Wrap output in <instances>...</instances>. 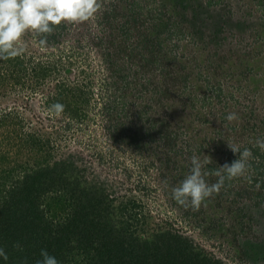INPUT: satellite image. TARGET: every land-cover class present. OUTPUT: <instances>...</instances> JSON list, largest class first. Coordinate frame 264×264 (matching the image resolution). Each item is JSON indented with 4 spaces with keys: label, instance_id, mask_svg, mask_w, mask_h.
<instances>
[{
    "label": "rangeland",
    "instance_id": "obj_1",
    "mask_svg": "<svg viewBox=\"0 0 264 264\" xmlns=\"http://www.w3.org/2000/svg\"><path fill=\"white\" fill-rule=\"evenodd\" d=\"M160 1L100 0L93 18L61 24L45 44L36 33L23 37L29 75L22 84L0 87V155H8L0 171L33 161L36 155L22 143L35 134L50 141L53 160H73L84 179L104 188L114 205L134 201L130 212L145 221L148 232L179 231L225 264H264V152L253 146L264 138V0H165L164 6ZM126 8H138L142 16L126 21ZM156 17L167 19L154 23ZM130 24L161 42L157 62L137 56L140 48L132 50L133 37L126 38ZM123 58L131 66L127 107L125 114L115 109L110 117L106 104L119 92L108 85ZM179 60L193 70L191 107L182 104L176 81L169 96L162 93V100L159 94L163 73L170 69L172 79L182 68ZM40 65L50 66L52 73L37 80L33 69ZM82 83L92 91L88 117L80 121L66 111L57 116L51 106L60 84ZM164 102L177 109L172 117H165ZM233 112L238 119L227 121ZM117 120L127 126L133 120L137 128L150 120L161 125L152 138L146 133L135 135V141L112 139L108 126ZM229 140L241 151H252L245 174L225 179L219 194L206 199L199 211L172 199L171 189L189 174L193 154L210 157L212 163L203 170L211 167L213 173L239 158ZM217 179L206 177L209 184Z\"/></svg>",
    "mask_w": 264,
    "mask_h": 264
},
{
    "label": "trees",
    "instance_id": "obj_2",
    "mask_svg": "<svg viewBox=\"0 0 264 264\" xmlns=\"http://www.w3.org/2000/svg\"><path fill=\"white\" fill-rule=\"evenodd\" d=\"M160 2L163 5L165 0ZM198 8L199 5L193 6V11L200 17ZM136 9H127L122 16L126 17V21L139 20L142 15ZM112 19H118L117 15L112 16ZM166 19L156 17L154 23L155 20L163 23ZM168 19L170 21L171 17ZM130 25L126 38L133 37L135 47L132 50L140 48L141 52H135L137 56L157 62L155 51L157 46L162 45L161 42L155 41L151 33L138 29L135 24ZM163 55L168 59V53ZM135 57L130 56L132 60ZM179 62L183 64L182 68L179 65L172 79L170 69L163 73V88L159 94L161 99L162 93L169 96L168 92L176 81L177 89L182 94V97L179 96L182 104L191 107L193 70L187 68L188 61ZM26 64L24 53L16 58L0 59V87L24 83L25 76L29 75ZM146 64L143 63V66ZM108 66L111 67L110 64ZM40 67V70L33 69L37 80L50 76V66ZM130 71L129 61L124 58L122 64L112 70L113 78L116 79L111 80L108 87H116L115 91L119 94L106 104L105 109L110 117L115 109L125 114L128 97L126 89L131 86V81L127 79ZM118 72L120 74L116 76ZM213 72L216 73L217 69ZM82 73L89 74L86 71ZM88 87L89 84L85 86L83 83L79 86L60 84L58 89L61 93L55 100L63 104L64 111L71 113L73 118L83 121L89 115L91 99L87 95L92 91ZM218 89L217 92L222 91ZM163 105L165 117H172L177 112V109L170 108L168 102ZM158 125H161L160 121L150 120L137 128L133 120H130L128 126L126 122L117 120L109 124L108 131L112 139L124 136V140L132 137L135 141V135L139 134L149 133L152 138L158 132ZM168 134L166 132L164 136ZM49 143V140L31 134L26 143L22 144H26L31 153L36 155L32 157L33 161L18 163L20 165L0 171V248L8 254L7 260L0 257V264H37L42 259V249L54 255L60 264H225L220 258L194 246L190 237L179 231L163 228L148 232L145 221L130 212L131 206L135 208L134 201L114 205V200L104 188L84 179L82 169L73 160H53ZM7 156V153L0 155V163ZM206 168L208 172L211 170V167ZM17 243L20 248H14Z\"/></svg>",
    "mask_w": 264,
    "mask_h": 264
},
{
    "label": "clouds",
    "instance_id": "obj_3",
    "mask_svg": "<svg viewBox=\"0 0 264 264\" xmlns=\"http://www.w3.org/2000/svg\"><path fill=\"white\" fill-rule=\"evenodd\" d=\"M100 8V0H0V59L21 56L26 50L23 37L27 33L40 35L41 44H45L47 36L52 35L61 24L87 22ZM64 107L57 102L51 106V110L59 116ZM226 119L229 122L235 121L238 115L229 113ZM253 146L264 152V138H258ZM228 147L234 153H239V158L231 164L226 163L217 168L214 173L203 170L206 165L212 163L210 157L205 156L201 160L193 154L189 174L171 189L172 199L186 209L199 211L206 199L213 194H219L225 179L232 180L243 176L250 166L248 161L252 158L251 149L245 148L241 151L240 147L230 140ZM213 174L218 179L209 184L206 177ZM14 248H20V245L17 243ZM40 255L42 259L37 261V264H60L46 249H42ZM0 257L8 259V254L3 248H0Z\"/></svg>",
    "mask_w": 264,
    "mask_h": 264
}]
</instances>
